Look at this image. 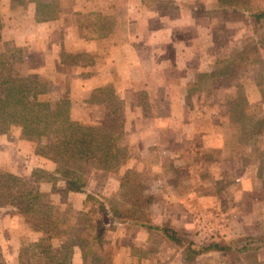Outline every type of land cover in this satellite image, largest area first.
Instances as JSON below:
<instances>
[{
    "label": "rangeland",
    "instance_id": "1",
    "mask_svg": "<svg viewBox=\"0 0 264 264\" xmlns=\"http://www.w3.org/2000/svg\"><path fill=\"white\" fill-rule=\"evenodd\" d=\"M37 1L40 6L51 2V6L43 8L42 13L55 16L52 4L54 0ZM253 1L264 5V0ZM26 2L0 0V54L7 48L5 43L21 48V59L24 60L25 57V60L21 65H13L18 80L22 83L29 82L33 89L41 92L38 96L41 102L54 106L58 100L65 99L68 100L70 109L66 94L76 89L78 81L71 77V70L60 71L66 78L56 76L52 59L60 50L57 47L54 50V47L46 44L50 38L45 37V31H38L34 37L29 34L31 31L27 29L29 18L27 19ZM73 2L84 7V10H92L89 14L84 12L73 18L76 21L74 23L80 25L83 38L106 37L112 42L141 38L142 43L148 44H143L141 48L153 50L158 56L166 49L169 75L163 76V72L159 70L161 68L157 67L160 62H155L153 68L160 76L157 75L158 79L152 77L149 84L144 86L143 79L137 81V103L144 115L165 117L174 133L183 137L168 147L162 145L155 146L154 149L149 142H144L143 149L147 147L151 155L140 159L136 157L140 144L128 141L122 131L114 139L115 146L119 148L118 160L121 165L115 171L90 173L87 182L90 183V188L86 186L85 196L87 192H92L108 199L109 204L122 202L120 179L130 173L131 178L141 185L145 196L150 199L147 211L153 219V225L164 224L177 231L183 239L197 244L231 241L245 236L258 239L264 236V65L254 64L235 81L221 82V86L217 83H203V89L186 97L197 74L209 71L210 65L217 58L245 46L248 37L257 38L253 34L247 13L233 6L219 4L217 0H72V4ZM38 15L40 17L41 13ZM85 24L88 27L82 29ZM12 27L25 29L19 39L22 44L15 43L10 32ZM152 38L158 39L156 45L149 42ZM141 52L146 60L149 59L148 52ZM83 54L63 56L64 63L80 66L93 64L97 66L96 69L108 64L100 55ZM260 58L264 61V49L260 50ZM84 73L85 70L82 74ZM116 80L121 81V77ZM107 86L114 93V84ZM238 93L246 100L244 111L247 126L261 125L262 128L261 133L252 138H248L239 125L229 119L228 103ZM103 97L108 98L105 94L93 95L92 92L87 101L82 99V102H76L79 104L77 116L72 117L79 120L82 116L89 119L88 122L102 121L107 110L98 102ZM116 99L119 100L117 97ZM117 100L111 101L109 105L112 111L117 106ZM120 101L124 130L125 104L122 99ZM83 102H89L90 106L82 110L80 103ZM21 131L20 126L12 125L6 133L0 134V173H10L27 181L47 194L50 201L58 203L60 197L52 192V187L55 186L58 191L64 182L60 178L54 180L57 165L37 156L36 143L23 139ZM149 131L150 128L146 130ZM165 150H175L174 156H156L158 151ZM131 165H135L133 169L127 168ZM150 166L161 173H147ZM85 196L67 197L66 203L73 211H77ZM188 196L191 200L186 206L177 202L170 204L174 199L181 201ZM214 199L217 201L214 202ZM228 214L252 221L251 225L255 222V228H248L246 233L236 229V233L227 237V232L230 234L232 231L228 226ZM189 215L190 225L181 231L182 219ZM169 217L172 219L167 223L166 218ZM26 226L15 207L0 205V264H19L21 248L38 241L40 237L35 236L36 233H28L31 231ZM144 230L117 224L109 230L107 239L115 264L117 261L128 263V254H131L133 260L130 264H238L237 259L242 264H255L257 261H264L262 248L256 252L241 254L206 251L191 256L187 262L185 248L162 239L160 230L152 231L151 234ZM52 243L54 246L59 245L58 241ZM74 249L71 264H80L78 248ZM25 255V263H38V258L33 256L31 250Z\"/></svg>",
    "mask_w": 264,
    "mask_h": 264
},
{
    "label": "trees",
    "instance_id": "2",
    "mask_svg": "<svg viewBox=\"0 0 264 264\" xmlns=\"http://www.w3.org/2000/svg\"><path fill=\"white\" fill-rule=\"evenodd\" d=\"M217 1L247 13L257 38L248 37L245 46L229 51L217 58L209 71L197 74L196 81L187 90V98L192 92L203 89V83L221 86V82L235 81L254 64L264 65L260 58V50L264 49V5L253 0ZM47 7L37 5V20L51 17L42 13V9ZM38 13H41L40 17ZM1 27L0 23V32ZM4 46L7 48L0 54V134L6 133L12 125L20 126L22 138L36 143L35 154L57 165L54 180L60 178L65 184L63 190L57 191L55 186L52 187V192L60 197L58 203H53L47 194L27 181L10 173H0V205L15 207L27 229L40 233L37 242L21 248L19 264H30L24 262L25 253L29 250L38 258L36 264H71L74 248L80 251L81 264H115L107 235L116 224L162 231V239L185 248L187 262L191 256L206 251L241 254L264 248V236L197 244L183 239L177 231L164 224L153 225L147 211L150 199L130 173L120 179L122 202L112 205L108 199L87 192L79 210L73 211L66 203L68 194L84 193L91 171H115L121 165L119 148L115 146L114 139L123 131L122 102L116 99L110 86L99 88L93 91V95L105 94L108 97L98 102L107 110L103 120L83 122L74 119L68 100H58L54 106H49L39 100L41 92L33 89L29 82L18 80L13 65L24 62L25 57L21 59L23 50L7 43ZM239 93L228 103L229 119L237 123L248 138H252L259 135L262 128L261 125L247 126L246 100ZM115 100L117 106L112 111L109 105ZM53 241H58L59 245L54 246ZM236 262L242 264L239 259ZM255 264H264V261Z\"/></svg>",
    "mask_w": 264,
    "mask_h": 264
},
{
    "label": "crops",
    "instance_id": "3",
    "mask_svg": "<svg viewBox=\"0 0 264 264\" xmlns=\"http://www.w3.org/2000/svg\"><path fill=\"white\" fill-rule=\"evenodd\" d=\"M27 4L25 8H27V14L29 18V24L27 29H29L31 32L29 34H32V37L37 35V32L39 31H45V37L50 38L49 41H47V45L54 47H57L60 51H58V54L53 57V62L55 63V70L57 72L58 78L64 77L61 75L60 71H69L71 70L72 78L78 81V86L76 89L71 90L69 92L68 98L70 101V112L71 115H76L77 106L79 104H76V102H82V99H86V101L89 98V95L99 88L105 87L108 84H114L115 90L114 95L120 100L122 99L125 104L124 108V136L128 139V141H132L134 144L138 143L140 144V151H137L136 157L137 158H145L149 157L151 154L149 149L146 147L143 149L144 142H149L152 146V149L156 146H165L168 147L174 142H178L182 140L181 135H176L174 133V130L171 125L169 124V121L162 116L157 115H144L141 106L137 103V89L135 86H139L137 81L139 79H143V86L149 84V79L152 77L155 79L160 76L157 74V71L153 68L156 64L155 62H160V65H158V68L160 71L163 72V76H168L167 70H169V57L166 55V49H163L161 52L162 54L160 56L155 55L153 50H147L146 48L142 49L141 46L143 44L147 46V43H142L141 38H135L128 41H116L112 42L108 38H83L80 32V25H76L74 23L75 20L73 18L79 14H89L92 12V10H84V7L77 6V2H73L72 0L70 2L66 0H54V14L50 18H44L42 21L37 20V5H39L37 0H26ZM51 3V2H49ZM45 4L46 6L50 7L51 4ZM70 5V6H69ZM87 9H89L87 7ZM76 22V21H75ZM87 24L82 26L83 28H87ZM6 29V28H5ZM24 28H18V27H12L10 32L14 38V41L16 44H22L19 39L20 36L23 35ZM36 31V32H35ZM28 34V35H29ZM41 36V34H40ZM18 39V40H17ZM58 39V40H57ZM149 42H151V45H156L158 43V39L152 38ZM161 42V41H160ZM155 43V44H154ZM141 51L148 52L149 59L146 60L142 56ZM82 53H86L87 55L89 53L94 55H100L101 58L106 59L108 61V64H105V66H102V68H97L93 64L91 65H85L80 66L77 64H65L63 59V56L68 55L69 57L74 56H80ZM83 54V55H84ZM109 59V60H108ZM158 60V61H157ZM154 63V64H153ZM85 67V68H83ZM90 67H93L92 69H95L92 71ZM57 68V69H56ZM85 70L84 75L82 74ZM158 70V69H157ZM156 74V76H155ZM66 75V74H65ZM153 75V76H152ZM158 75V76H157ZM70 76V75H69ZM70 77V78H71ZM121 77V81L116 80ZM162 77V76H161ZM66 78V77H64ZM160 78V77H159ZM158 79V78H157ZM69 80V78L67 79ZM71 80V79H70ZM128 81V82H127ZM140 82V80H139ZM76 83V82H75ZM133 84V86H132ZM129 85V86H128ZM142 86V87H143ZM81 98V99H79ZM81 104V109L83 110L85 107H89V102H83ZM87 105V106H85ZM184 106L182 105V108ZM93 108V107H91ZM78 120V119H77ZM79 121L88 122L89 119L85 117H80ZM150 128L149 132H146L148 128ZM187 138V137H186ZM142 145V148H141ZM137 147V146H136ZM175 150L173 151H166L161 152L158 151L156 156L159 158L165 157V158H171L174 156ZM169 156V157H168ZM135 165H131L130 169H133ZM161 173L160 171H157L153 166H150L147 170V173ZM102 174L105 173L103 170L99 171H93L91 174ZM143 173V172H142ZM123 174V173H122ZM64 184V183H63ZM90 184V183H89ZM87 183V188L89 186ZM65 188V184L61 187H59V190H63ZM85 196L84 193H69L68 199L71 196ZM190 196V195H189ZM187 197L186 199L183 198L181 201H171V205L178 204L183 206H186V203L188 204L191 199H188L190 197ZM84 198V197H83ZM217 200L214 199V202ZM216 205V204H215ZM229 218V229L232 230L227 232L228 235L231 236L234 233L237 232L236 229L239 231H245L249 228L252 230V228H255V222L254 225L252 224V221L246 220L245 218L239 217V215L234 214H228ZM172 218H166V222L170 223ZM190 215L186 219L183 217L182 223L183 227L180 229L181 231L186 230L188 225H190ZM245 222V223H244ZM171 225V224H170ZM177 229V228H176ZM145 231V230H144ZM146 232H151L146 230ZM28 233H36L35 236L40 237V233L37 232H28ZM28 236V234H27ZM37 238V239H38ZM75 250V249H74ZM79 253V263L81 264V255L79 249L77 250ZM129 253V252H128ZM126 261V260H125ZM130 263L133 262L131 258V254H128V259ZM127 262H121L117 261V264H130ZM182 264V263H181Z\"/></svg>",
    "mask_w": 264,
    "mask_h": 264
}]
</instances>
